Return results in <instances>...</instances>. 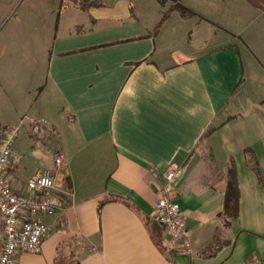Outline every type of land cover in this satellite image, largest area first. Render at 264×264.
Masks as SVG:
<instances>
[{
    "label": "crops",
    "instance_id": "crops-1",
    "mask_svg": "<svg viewBox=\"0 0 264 264\" xmlns=\"http://www.w3.org/2000/svg\"><path fill=\"white\" fill-rule=\"evenodd\" d=\"M79 1L43 0L45 13L22 17L54 22L43 70L24 49L0 45V137L22 120L36 140L31 155L14 141L18 160L7 175L18 185L53 169L64 201L39 216L48 229L40 251L18 253L16 264H264V185L243 153L254 151L264 176V94L247 91L243 58L251 52L259 60L246 37L249 3L181 0L196 14L172 9L156 28L173 0H88L97 3L85 8ZM251 14L255 34L262 13ZM30 118L44 119L52 135L32 136ZM230 157L240 205L226 221ZM170 166L171 198L193 253L151 219ZM216 232L222 247L200 257ZM2 237L0 218V246Z\"/></svg>",
    "mask_w": 264,
    "mask_h": 264
},
{
    "label": "built area",
    "instance_id": "built-area-1",
    "mask_svg": "<svg viewBox=\"0 0 264 264\" xmlns=\"http://www.w3.org/2000/svg\"><path fill=\"white\" fill-rule=\"evenodd\" d=\"M30 133L37 139L49 138L54 130L44 119L30 118ZM22 120L7 125L0 137V218L3 232L0 246V264H16L18 253H37L47 233V226L40 215H53L64 206L60 197L62 190L56 183L53 169L40 168L16 185L7 175V167L18 160L13 150L15 138ZM56 166L61 165L62 154H53ZM175 168L163 172L164 183L157 186L151 219L161 226L187 253H193L190 230L177 204L171 198Z\"/></svg>",
    "mask_w": 264,
    "mask_h": 264
},
{
    "label": "rangeland",
    "instance_id": "rangeland-1",
    "mask_svg": "<svg viewBox=\"0 0 264 264\" xmlns=\"http://www.w3.org/2000/svg\"><path fill=\"white\" fill-rule=\"evenodd\" d=\"M43 0H40L41 13H45L48 9L47 6H43ZM250 5V4H249ZM37 1L35 0H10L8 6H0V45L7 47H17L18 49H24L25 53L22 55L28 57L31 66L43 70L45 68V60L48 57V48L53 39V26L54 22L44 21L46 15H40L41 21L25 20L22 17L28 15L32 10L35 13H39ZM251 10L248 20V30L246 37L250 42L251 46L256 52L255 55L259 60H256L251 54L245 53L243 56L244 63L246 66V77L248 90L250 94H264V10H258L253 6H249ZM262 13L258 22L256 35L253 28L254 17L251 13ZM21 18L19 21L17 18ZM33 51V52H32ZM255 56V57H256ZM37 60L39 63H37ZM263 65L262 71L257 68L256 65ZM17 67V66H16ZM22 69L25 66H21ZM40 71V70H39ZM17 80V78H15ZM28 125L25 123L19 129V132L15 138V147L21 145L22 148H29L25 152L27 155H31L30 149L32 141H36L28 133ZM36 148V147H35ZM31 159H34L31 157ZM36 160V158H35ZM34 160V163L36 164Z\"/></svg>",
    "mask_w": 264,
    "mask_h": 264
},
{
    "label": "trees",
    "instance_id": "trees-1",
    "mask_svg": "<svg viewBox=\"0 0 264 264\" xmlns=\"http://www.w3.org/2000/svg\"><path fill=\"white\" fill-rule=\"evenodd\" d=\"M160 3H165L166 0H158ZM173 4L162 14L161 19L159 20L156 28L163 22L166 15L172 10L176 9L180 16L183 18H189L196 14V12L184 5L181 0H173ZM251 6L258 10H264V0H246ZM80 6L82 3L83 8L94 5L96 1H88V0H80ZM154 29V31L156 30ZM245 163L248 168H250L257 176L258 182L260 186L264 185V176L262 174L260 165L256 158L254 151L250 147H245L243 149ZM226 175V184L224 189V201H223V209L221 211V215L223 218L228 221L230 218H235L239 213V205H240V191L237 180V172L236 165L234 159L230 157L227 165V169L225 172ZM223 243L219 240V233H215L212 241L206 244L204 247L200 248L197 254L202 258H209L214 256L217 251L222 247ZM69 264H79L78 258L72 259Z\"/></svg>",
    "mask_w": 264,
    "mask_h": 264
}]
</instances>
